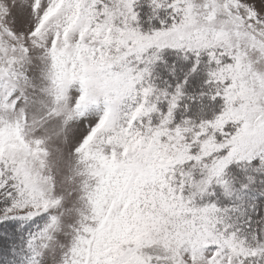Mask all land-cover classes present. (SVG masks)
Segmentation results:
<instances>
[{"label":"snow or ice","instance_id":"snow-or-ice-1","mask_svg":"<svg viewBox=\"0 0 264 264\" xmlns=\"http://www.w3.org/2000/svg\"><path fill=\"white\" fill-rule=\"evenodd\" d=\"M0 264H264V0H0Z\"/></svg>","mask_w":264,"mask_h":264}]
</instances>
